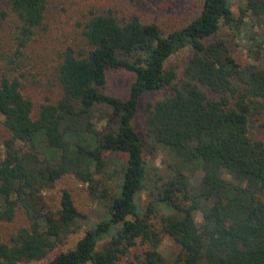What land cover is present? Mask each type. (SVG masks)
I'll return each instance as SVG.
<instances>
[{
    "label": "trees",
    "instance_id": "obj_1",
    "mask_svg": "<svg viewBox=\"0 0 264 264\" xmlns=\"http://www.w3.org/2000/svg\"><path fill=\"white\" fill-rule=\"evenodd\" d=\"M0 1L14 19L20 56L44 26L46 0ZM246 1L264 13L262 0ZM229 2L202 0L195 19L167 34L137 17L119 22L110 12L93 14L83 26L84 46L60 55L59 99L42 104L35 119L20 79L0 74V114L10 133L0 139V223L19 209L29 222L10 245L0 239V264L41 261L80 231L87 216L69 191L62 190L55 211L43 199L64 175L91 191L97 176L114 187L101 199L103 219L47 264H264V143L248 134L249 116L264 100V68L241 67L219 35L227 27L237 36L243 25ZM177 54H184L179 78L166 67ZM108 69L133 73L127 98L103 93ZM157 90L165 94L146 105L143 141L133 118L139 98ZM99 109L106 111L102 126L93 118ZM145 147L161 156L159 168L145 159ZM118 152L126 160L107 170ZM162 234L181 249L173 262L157 251ZM137 246L145 248L128 260Z\"/></svg>",
    "mask_w": 264,
    "mask_h": 264
},
{
    "label": "rangeland",
    "instance_id": "obj_2",
    "mask_svg": "<svg viewBox=\"0 0 264 264\" xmlns=\"http://www.w3.org/2000/svg\"><path fill=\"white\" fill-rule=\"evenodd\" d=\"M46 3L44 26L36 31L26 48L21 50V55L16 56L14 19L7 6L0 1V74L8 73L10 77L15 76L20 79L23 95L34 105L33 119L37 117L38 109L42 104H53L59 99L60 89L56 82V70L61 60L60 55L67 48L81 49L84 46L83 26L93 14L110 12L119 22L137 17L143 24L156 25L162 33L167 34L195 19L202 6V0H46ZM229 6L236 19L243 18V25L240 26V33L237 36L227 27L222 28L219 35L227 42L231 56L241 67L253 64L264 68V13H256L246 0H230ZM10 61L14 62L10 63ZM183 65L184 54L174 55L166 63V67L174 68L177 78L182 74ZM133 78V73L126 69H108L102 91L109 96L125 99L129 94ZM199 88L211 97L206 87L199 86ZM164 94L162 90L150 91L138 100L137 113L132 124L143 141H145L146 105L162 99ZM259 103L261 107L259 113H251L249 116L248 134L250 138L264 143V100H259ZM104 112H106L104 109L96 110L93 113L94 121L98 122ZM3 123L4 117L0 114L1 141L10 137ZM98 124L102 126L101 122ZM150 150L145 147L144 157L154 167L159 168L161 156ZM2 156L3 147L0 148V159ZM109 158L107 170L113 166L119 168L126 160L125 154L119 152L112 155L110 161ZM96 178L98 184L95 191H91L87 184L71 175H64L50 188L42 191L45 204L51 211L57 210L62 190L69 191L77 210L87 216V219L80 222V231L77 234L67 238L61 247L45 259L19 264H47L59 252L73 248L85 230L103 219L105 208L101 199L106 191H113L114 182H110L105 177ZM192 180L197 182L199 173L195 172ZM95 193L96 196L93 195ZM147 200V192H142L138 200L139 205L144 206ZM195 221L197 224L201 223L199 213L196 214ZM28 227L27 217L24 211L19 209L10 222L0 223V239L4 244L10 245L11 236L18 230ZM144 248L137 246L131 249L128 260H131L134 254H140ZM157 251L167 262H173L181 249L172 238L162 234ZM124 261L122 260L121 263L123 264Z\"/></svg>",
    "mask_w": 264,
    "mask_h": 264
}]
</instances>
